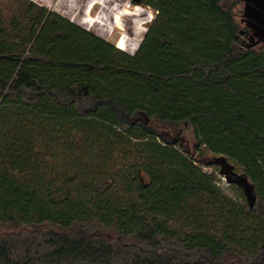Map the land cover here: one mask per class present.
<instances>
[{"label": "trees", "instance_id": "trees-1", "mask_svg": "<svg viewBox=\"0 0 264 264\" xmlns=\"http://www.w3.org/2000/svg\"><path fill=\"white\" fill-rule=\"evenodd\" d=\"M131 2L155 13L134 54L36 2L0 0V264H264L261 10ZM208 156L250 180L252 209ZM125 182L140 203L116 199ZM185 192L212 211L158 212H184Z\"/></svg>", "mask_w": 264, "mask_h": 264}, {"label": "rangeland", "instance_id": "rangeland-1", "mask_svg": "<svg viewBox=\"0 0 264 264\" xmlns=\"http://www.w3.org/2000/svg\"><path fill=\"white\" fill-rule=\"evenodd\" d=\"M44 7L48 11L55 13L70 22L85 28L90 33L100 39L113 44L116 48L134 54L144 36L147 25L153 19L155 13L142 5H134L131 0H31ZM243 3L235 5V19L241 28L244 27ZM182 143L191 151L194 148V139L192 130L187 126H182ZM156 159L158 157L154 156ZM218 156H208L205 161L212 162ZM227 162L233 167L232 171L238 175L244 174L230 160ZM211 170V169H206ZM217 172L221 171L219 165H215ZM221 187L229 195L235 197L238 190L225 179L224 174L218 176ZM248 179V178H247ZM249 183L250 180L248 179ZM238 187V186H237ZM145 192L141 185L137 183L123 184V187L117 192L116 199L125 203H140ZM182 200L186 202L184 212L175 213V208L167 203H156L160 214L166 216L180 217L183 214L189 215L195 208L196 212L203 214L212 211L213 201L203 192H185L182 194ZM56 229L55 227H50Z\"/></svg>", "mask_w": 264, "mask_h": 264}, {"label": "water", "instance_id": "water-1", "mask_svg": "<svg viewBox=\"0 0 264 264\" xmlns=\"http://www.w3.org/2000/svg\"><path fill=\"white\" fill-rule=\"evenodd\" d=\"M251 1L254 5H256L260 10L261 13L258 14V18H260L261 22L264 25V0H247ZM248 14H253L255 11L249 9L248 11L245 10ZM264 36L263 30H261V34ZM215 165H219L221 167L220 174L225 175V179L231 183L235 184L242 190L244 195L245 201L249 209H252L255 204V194L254 188L251 183H249L247 177L245 175H238L232 171L233 167L227 162L225 157H217L212 162Z\"/></svg>", "mask_w": 264, "mask_h": 264}, {"label": "flooded vegetation", "instance_id": "flooded-vegetation-1", "mask_svg": "<svg viewBox=\"0 0 264 264\" xmlns=\"http://www.w3.org/2000/svg\"><path fill=\"white\" fill-rule=\"evenodd\" d=\"M49 13H51V12L49 11Z\"/></svg>", "mask_w": 264, "mask_h": 264}]
</instances>
